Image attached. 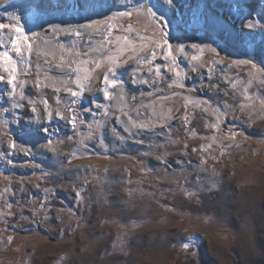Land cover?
<instances>
[{"label":"rangeland","instance_id":"374dc122","mask_svg":"<svg viewBox=\"0 0 264 264\" xmlns=\"http://www.w3.org/2000/svg\"><path fill=\"white\" fill-rule=\"evenodd\" d=\"M16 18L0 264H264V0H0Z\"/></svg>","mask_w":264,"mask_h":264},{"label":"snow or ice","instance_id":"6c2138e0","mask_svg":"<svg viewBox=\"0 0 264 264\" xmlns=\"http://www.w3.org/2000/svg\"><path fill=\"white\" fill-rule=\"evenodd\" d=\"M167 3L169 5H171L173 3V0H167ZM139 11L140 10L138 9V12ZM148 13L154 18L163 19L162 17H157V13L152 11L151 8L148 9ZM131 15H132L131 12H120V13H117V15L115 17H109L107 20H103V21H94L92 24L82 25L81 27L93 28L94 26L102 27V26L106 25L108 30H109V35H110L111 34V30L113 28L111 20L116 19L117 17L131 16ZM168 26H169L168 22L165 21L162 24V26H161L162 32H163V29L168 28ZM251 26L252 25L249 24V27H251ZM4 30H7V32L10 34L9 39H10L11 50L15 52L17 57H20L22 59L24 57L26 51L28 53H31L32 43L30 42L29 35L25 32L24 26L20 24L19 18H16L14 23H8V24L0 23V33H3ZM127 31L131 32L132 29L129 28V29H127ZM77 34H79V33H77ZM167 36H168V33L167 32H163V36H162V40L161 41H153V43L155 44V46L157 48H163L165 45H167V49L168 50H167V54L165 56V59H168L169 57H172L171 45L168 42ZM121 39H123V42L129 43L127 36H125L123 38L117 37L116 38L117 43H119L121 41ZM140 39L143 40L144 38L140 37ZM109 42H111V41H109ZM4 46H6V45H4L3 41L0 40V47H4ZM192 47L193 48H197L199 46L193 45ZM155 55H156V53L153 52L152 53V58L153 59L155 58ZM192 58H193V60L199 59L198 56H193ZM172 59L174 61V57H172ZM0 61H3L4 65H5V71L10 73V77L11 78L8 79V83L9 84H13V82L15 80V73H16V70H17L16 61L9 54L8 51L0 52ZM111 63L116 64V60L112 59ZM148 63H151V60H149ZM233 63L247 64L249 62L248 61H234ZM98 67H99V65H98ZM252 67L255 68L256 65L253 64ZM159 71L160 70L157 67L156 68L157 74H159ZM108 72L111 73V75L113 77H115L116 73H115L114 68L109 67ZM177 75L179 76V73H177ZM3 79H4V77L0 76V80H3ZM104 83L109 88H114V87L117 86L119 81H117L116 79H109V76L106 74L105 77H104ZM77 88L80 89V91L83 90V86L80 83H77ZM68 90L71 92L72 96H78L79 95V92H77V91H72L71 89H68ZM108 96H109V93L107 91H105V97H108ZM58 115H59V113H58ZM49 116H51V113H49ZM60 118L63 119L64 117L61 116ZM75 120H76V117L73 116L71 118L70 122L75 124ZM142 127H143V125H142ZM11 147L15 148L16 144L13 143L11 145ZM188 246L189 245L187 243L184 245L185 248H187Z\"/></svg>","mask_w":264,"mask_h":264}]
</instances>
